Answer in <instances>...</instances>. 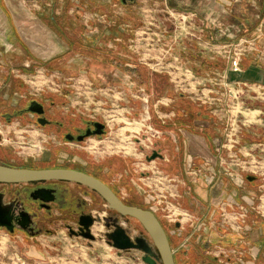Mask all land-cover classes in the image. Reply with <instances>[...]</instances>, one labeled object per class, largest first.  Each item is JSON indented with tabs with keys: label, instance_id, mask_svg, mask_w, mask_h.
I'll use <instances>...</instances> for the list:
<instances>
[{
	"label": "rangeland",
	"instance_id": "1",
	"mask_svg": "<svg viewBox=\"0 0 264 264\" xmlns=\"http://www.w3.org/2000/svg\"><path fill=\"white\" fill-rule=\"evenodd\" d=\"M36 1L37 9L32 8L33 0L32 3L28 0L27 4L33 14L48 11L46 22L53 17L59 24L63 17L68 16L67 22L78 15L79 23L83 25L80 27L82 38L86 39L94 37V24L120 23L126 19L133 27L139 26L140 22L154 23L147 32L156 40L155 34L160 27L155 21L164 15L161 7L148 4L152 0L127 2L134 7L132 15L124 12L122 0H113L112 4L116 6L111 4L95 11L89 0H78L80 9H76L75 4L69 14L62 11V0ZM145 6L151 9L144 11ZM166 19L165 30L172 41L173 18ZM25 30L22 37L30 46V56L28 51L21 50V54L15 52L12 57H6L4 73L0 74V163L18 168L54 167L59 164V155L63 159L71 157L72 164L69 165L73 169L86 172L114 188L118 198L127 205L156 216L166 232L177 264H264V90L258 93L249 88L237 91L234 87L216 90L212 87L213 94H209L213 99L203 105L190 100L191 96H196L188 88L175 89L173 80L178 75L157 73L143 64L139 52L126 51L123 38L120 42L113 35H104L97 44L92 45L90 41L89 46L71 34L68 43L63 41L65 53L53 57L46 53L41 58L37 57L36 45L29 42L28 29ZM50 30L51 38H43L44 47L57 43L60 32L55 27ZM142 30L139 27L133 33L139 37ZM191 40V36L185 34L181 45L188 46ZM171 41L167 45L173 53L175 44ZM252 46L254 44L250 42L228 45L225 56L237 49L242 53V61ZM52 51L57 53L55 49ZM189 61L187 55L184 65L188 68L191 67ZM192 67L196 76H204L212 83L216 78L221 79L215 70L214 74L203 75V67ZM181 76L188 80L185 75ZM33 100L45 106L48 117L58 121L63 131L33 125L30 114L14 117L10 122L1 118L19 109L28 113L26 108ZM198 113L217 115L222 119L223 127L215 121L211 131L217 128L219 139L221 133L224 136L220 153L224 165L220 172L233 176L237 186H255L257 200L249 212L239 208L226 211L219 207L212 219L202 222L200 217L185 216L189 214L187 212L184 216L177 214V198L172 192L177 179L166 171V163L161 158L151 160L150 157L154 151L162 157L173 156V146L180 147L178 128L166 130L175 131V139L174 135L164 132L159 138L152 135L160 131L158 125L168 127V124L177 123L184 127L188 123L179 122H187L189 115ZM165 115H170L165 119L173 122L163 124L164 118L159 120L158 116ZM94 122L106 126V133L101 137H91L83 143H68L63 139L67 130L80 131ZM181 149L176 154H182ZM197 168L208 179L217 177V171L207 164ZM59 215L58 210H53L54 222L46 224L37 237L23 231L9 233L0 229V264H144L140 251L119 252L108 245L102 223L93 227L95 240L90 241L71 235L65 219ZM119 221L132 239L143 236L150 241L137 221L129 218ZM249 228H254L260 235L261 245H256L260 250L258 255L247 234Z\"/></svg>",
	"mask_w": 264,
	"mask_h": 264
},
{
	"label": "crops",
	"instance_id": "2",
	"mask_svg": "<svg viewBox=\"0 0 264 264\" xmlns=\"http://www.w3.org/2000/svg\"><path fill=\"white\" fill-rule=\"evenodd\" d=\"M30 1L32 3V0ZM33 1L35 4H32V8L37 9V1ZM89 1L94 11L113 3V0ZM142 1L140 0V2ZM27 2L28 0H0V59L2 58L0 74L4 73L6 57H12L15 52L21 54V50L28 51L26 53L30 56V46L22 37L23 31L28 29L31 35L29 42L36 45L37 57L41 58L46 53H51V57L65 53L67 49L63 41L68 43L71 34L77 35L76 37L83 40V45L89 46L90 41L92 45L97 44L98 39L104 35H113L116 40L120 39V42L123 38L126 51L131 49L130 53L139 52L143 64L157 73L178 75L173 80L175 89L188 88L196 96H191L190 100L192 102L199 101L203 105L208 100L213 99V96L211 97L209 94L210 92L213 94V90L223 87L225 89L234 87L237 91L249 88L258 91V93L264 90V0H152L148 4L161 7L164 14L155 21L158 24L157 27H160L158 28L160 30L155 34L156 40L152 39L151 34L147 32L151 30L149 26H154V23L151 21H148L149 23L140 22L139 26L133 27L132 24L127 23L126 19L120 20V23L110 21L94 24L96 27L94 37L91 39L82 38L83 33L80 27L83 25H80L78 15L72 21L69 19L70 22H65L68 16L61 18L59 24L53 17L46 22L45 18L48 17L49 12H34L33 14L32 8H29ZM75 4L76 9L79 10L78 0H62V11L69 14L70 9ZM112 5L116 6L115 3ZM121 5L125 8L124 12L133 14L134 7L132 5L128 3ZM142 9L149 11L151 8L145 6ZM167 17L173 18L172 24L175 27L172 33V41L171 35L165 30L168 22ZM70 25L71 28H69ZM50 26L52 29L55 27L60 32L56 39L58 44L55 42L56 44L52 43L50 46L47 44L44 47L43 38L49 39L52 35ZM122 26L125 27L122 29ZM139 27L143 30L140 31L141 35L138 37V35H134L133 30ZM185 34L192 38L188 46L181 45L183 43L182 36ZM170 41L175 44L173 53H170V48L167 45ZM238 42H250L254 46L248 48L249 51L243 56L241 72L232 73L225 56V49L228 45ZM53 49L57 53L54 54ZM187 55L191 67L194 66L195 69L203 67V72H201L203 75H207L208 72L213 73L215 70V73L220 75V81L216 78L215 82L212 83V80L209 81L204 76H196V72L194 73L192 70L193 67L188 68L184 65ZM200 61L208 62L210 65L204 66ZM128 70L131 71V69ZM181 75H185L188 80L183 79ZM209 82L210 85H208ZM166 100L169 99L166 98ZM160 102L158 101V103ZM167 116L170 115L158 116V119L163 120L164 118V121L161 122L167 125V123L173 122L172 119L166 120ZM215 121L220 122L223 127L222 119L219 116L213 115L211 117L198 113L193 116L189 115L187 122L185 120L179 122L188 123L185 124V126L188 125L186 127L178 126L177 123L168 124V127L158 125L157 128L160 131H155L153 133L155 136L152 135L159 138L164 136V133H168L174 135L172 136L174 138L175 134L173 133L178 128V136H176L180 141L181 152L183 150V153L176 154L180 147L173 146L171 152L173 156H165L161 160L166 163V171L177 179L172 191L177 198L175 199V205L178 208L177 214L184 216V212H187L189 214L185 216L200 217L201 222L209 218L212 219L214 214L219 211V207L220 210L226 209V211L234 208L247 209L248 211L254 207L257 200L256 188L253 184H247V187L237 186L238 182L234 181L233 176L220 172L224 165L223 159L220 157L221 149L224 147V136L221 133L220 136L222 137L219 139L217 128L211 132L212 123ZM215 126L217 127L216 124ZM168 128H173L175 131L173 133L166 131ZM186 153L188 156H185ZM62 159L63 157L59 155L58 162L62 163ZM71 161L72 158L70 157L65 162L69 165L72 164ZM205 164L217 171V177L208 179L199 172L197 167ZM48 168H56V166L35 169ZM68 169L75 170L72 167H68ZM247 234L255 244L256 255H258L260 253L258 247L261 245L260 235L258 236L254 228H249Z\"/></svg>",
	"mask_w": 264,
	"mask_h": 264
},
{
	"label": "water",
	"instance_id": "3",
	"mask_svg": "<svg viewBox=\"0 0 264 264\" xmlns=\"http://www.w3.org/2000/svg\"><path fill=\"white\" fill-rule=\"evenodd\" d=\"M127 1L133 2L135 0H122L123 4ZM28 111L40 115L43 114L44 109L42 105L34 101L30 104ZM94 126L96 130L93 133L88 130L85 136L78 137L77 141L81 142L85 137L90 135H102L104 125L95 123ZM156 158H162V156L154 151L150 159L154 160ZM49 181L78 184L91 189L100 196L108 208L117 215L114 220L113 229L111 232L105 234L106 243L115 250L119 252L140 251L143 254L142 261L144 264H175L169 239L156 216L150 211L125 204L101 180L71 169H29L11 167L0 163V184L24 185ZM32 196L34 199H41L43 202H51L54 200V191L41 188L34 191ZM2 199V194H0V228H6L9 233H13L12 217L4 210L5 205ZM119 217L137 221L145 230L151 242L143 236L132 239L119 221ZM86 219H88V223L80 221L81 230L85 232L82 234V237L94 241L95 236L90 230L93 219L91 216H86Z\"/></svg>",
	"mask_w": 264,
	"mask_h": 264
},
{
	"label": "flooded vegetation",
	"instance_id": "4",
	"mask_svg": "<svg viewBox=\"0 0 264 264\" xmlns=\"http://www.w3.org/2000/svg\"><path fill=\"white\" fill-rule=\"evenodd\" d=\"M34 101L35 100L29 102L26 108L27 111L30 104ZM35 102L43 106V114L38 115L29 111L25 114V110L19 109L14 114H6L1 118L6 120L7 122H10L14 117H22L30 114L32 116L31 122L33 125L42 128L52 127L54 128L53 130L55 132H58L59 130L63 131V128L58 121H54L48 117L45 106L39 101ZM95 123L98 122L90 123L86 126V128L80 131L67 130V132L63 133V139L68 143H83L88 138L101 137L106 133V126L104 124L102 135H90L88 137H85L81 142L77 141V138L80 136H85L88 130L93 133L96 130L94 126ZM54 148L56 149V147ZM66 158H64L65 160L62 159V163L56 164V168L68 169V167H72V165L66 164ZM72 185H76L77 187H72ZM0 186L3 187H0V194H2L3 197L2 201L5 205L4 210H6V212L12 217L11 223L13 227V233L16 231H23L27 234H30L32 237L41 235L44 231L45 225L54 222L52 219L53 210L59 211V217L65 219L66 221L67 230H69L71 235L77 237H82V234L85 233L81 230L82 227L80 226V221L82 220L84 223H88V219H86V216H91L93 219L90 226L91 233L93 227L97 223H102L106 228V232L104 234L111 232V230L113 229V224L115 222L114 220L117 217V215L113 211H111L105 203L103 205L101 204V201L103 200L97 193L87 187L78 184L70 182L49 181L24 185L0 184ZM41 188L53 190L54 200L51 202H43L41 199H34L32 196L34 191ZM111 190L117 195V192L114 188ZM119 219L128 218L119 217ZM0 229L6 230V228Z\"/></svg>",
	"mask_w": 264,
	"mask_h": 264
},
{
	"label": "built area",
	"instance_id": "5",
	"mask_svg": "<svg viewBox=\"0 0 264 264\" xmlns=\"http://www.w3.org/2000/svg\"><path fill=\"white\" fill-rule=\"evenodd\" d=\"M241 56V51H238L237 49L234 51V53L230 54L229 56L228 54L226 55L232 73L241 72Z\"/></svg>",
	"mask_w": 264,
	"mask_h": 264
},
{
	"label": "trees",
	"instance_id": "6",
	"mask_svg": "<svg viewBox=\"0 0 264 264\" xmlns=\"http://www.w3.org/2000/svg\"><path fill=\"white\" fill-rule=\"evenodd\" d=\"M11 167H17V166H11ZM19 168H20V167H19ZM23 168H29V169H32L31 167H23ZM128 205H129V204H128ZM130 206H133V205H130ZM174 262H175V264H177L175 258H174Z\"/></svg>",
	"mask_w": 264,
	"mask_h": 264
}]
</instances>
